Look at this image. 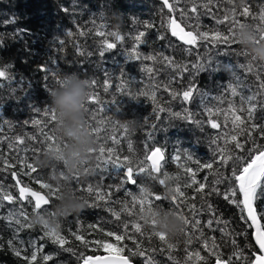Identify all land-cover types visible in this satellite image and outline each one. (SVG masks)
<instances>
[{"label": "trees", "instance_id": "trees-1", "mask_svg": "<svg viewBox=\"0 0 264 264\" xmlns=\"http://www.w3.org/2000/svg\"><path fill=\"white\" fill-rule=\"evenodd\" d=\"M172 3V0H169ZM251 6V12L259 15L261 7H264V0H243ZM237 12L240 11L241 0H235ZM239 5V6H237ZM183 8L184 4L181 3ZM232 5L224 0L218 7H212V14L216 17H223L227 12L231 15ZM199 11V9H198ZM103 17V19H101ZM175 18L183 26L180 21L179 12L170 13L166 7L156 0H0V68H7L6 75L0 77V184L3 188L17 197L15 203L3 201L0 203V217H6L10 209H18L23 207L28 214L29 221L35 216L33 208L28 205L27 201L20 204L18 186L12 172L17 173V179L20 180L22 186L28 185L35 191L47 193V189L41 188V185L36 182L37 178H42L44 182L49 183L48 174L50 168L39 167L36 164L37 158H43V153L49 150L47 142L43 141L41 128L44 123L48 122V118L44 116L45 109L50 108L49 90L57 86L58 79L68 73H77L82 78H87L91 82L96 81L92 85L91 93H98L99 99L111 106L113 100L116 101L114 109L110 112L102 114L109 120V126L105 129L102 135H116L119 140L118 144H113L108 141L106 147H115L121 159L124 156H129L133 165L144 161V166L149 165L146 159L149 154L159 147L162 149L165 160L162 163L160 173H154L157 178H163L164 173L173 177H179V180L173 179L166 182V185H160L158 179L148 176L147 173H141L136 176L137 185L122 184V177L111 174L110 172L90 171L85 173V168L94 169V159L82 166V171L79 172V185L73 175L69 181L71 188L77 195L84 197L88 204L79 213H72L58 219L59 231L64 235L68 243L65 248H72V252H67L61 249L58 245L53 244L49 238L40 239L43 234V226L35 224L32 228H25L18 234L15 232V225H10L5 219H0V264H29L23 259L24 255L30 257L33 248L30 246V241H35L37 251V259L32 264H81V253L84 257L104 255L109 253L105 248L97 244H85L75 240L71 236V232L78 231L84 235L85 240L97 241L107 240L116 244L119 247L125 245L123 255H128V249L133 247L131 240L125 239L121 242H116L114 237H106L100 232V227L105 231L113 230L118 234L122 223H129V233L134 234L137 240H143L142 247L149 250L155 249V252L150 254L154 257L157 264H185L187 251L199 250L200 255L208 258L207 264H216V259L211 256L200 243H193L186 246L185 237L181 235L177 238H170V241L176 245L171 251L174 260H169V250L156 237L150 240L146 237H140L139 234L133 233L131 224L139 220V205L132 208L131 196L128 193L138 194L140 187L148 186L151 191L166 195L167 186L176 187L178 184L181 190L185 191L186 197L194 195L193 188H184V184L188 177L184 169L191 167L194 170L197 168L196 161L201 164L209 162L213 155V145L210 140L215 138L224 129V114L229 109L231 103L236 109V115L241 119L246 120L247 112L240 111L241 108H247L248 104H242L241 96L248 97L253 92L258 91L259 80L256 72L259 71V66L264 65V62L254 61V71L247 72L238 67L240 64H247L251 55H243L248 51L242 47L240 43L210 44L208 41L200 42L201 46L194 48L192 55H187L182 49L184 46L177 38L172 37L168 28V21ZM241 23L249 25L261 24L258 19L237 16ZM104 24L106 27L100 29L99 25ZM151 25V27H149ZM228 22L224 24H216L212 16H201V30L218 29L222 33H227ZM117 32L123 37L117 41L115 37H101L98 31ZM188 30V29H186ZM145 32L142 40L146 43H139L135 37L139 32ZM83 33V34H81ZM163 35V40L158 37ZM107 38L109 43H115L116 47L105 51L103 56L100 55L102 41ZM63 41V44L60 42ZM133 49L140 55L141 59H129V55ZM178 49H181L178 51ZM210 55L212 57V66L217 68L215 71H204L196 76L195 83L198 85L201 93H206L204 102H201V96L197 93L193 94L189 102H183L182 96L178 95L175 99L172 97V92L182 93L186 90V84L189 76L185 74L181 80L177 77L176 70L168 66L162 61L163 56L173 58L181 63L195 61L198 57ZM145 56H156L157 59L146 60ZM51 60L53 63L48 64ZM10 66V67H9ZM230 66V67H226ZM46 67H52L58 73L53 76L46 71ZM151 69V72L146 71ZM240 77L248 87L238 88L239 93L232 96L228 85L235 84V77ZM170 77H176L169 83ZM260 79L264 80V74H261ZM107 81V85L106 82ZM110 85V86H109ZM124 86L121 91L120 86ZM108 86V91L104 88ZM167 86V87H166ZM156 91V103L165 109H170L159 114L157 119L153 109L156 103H153L151 96H143L140 93ZM133 96L136 99H133ZM217 97L223 98V103ZM258 97L255 110V122H264V108L259 107ZM205 107L212 108L213 111L217 108L222 109L219 115H213L211 119L220 124L219 129H212L208 120L210 119ZM97 108L95 103H89L88 109L91 113ZM39 109V111H37ZM184 109L194 114V120L201 123L198 125L192 120L183 118H175L171 116V112H181L183 117ZM139 117L141 126L135 131H127L121 127L123 121L130 118ZM148 117L147 122L142 120ZM40 121V124L35 123ZM229 127L231 121L229 120ZM55 122L48 123L44 131L56 137V144L62 146L60 137L55 130ZM155 124L153 129L150 125ZM112 125L115 126V133L112 132ZM95 126V122H93ZM201 127L203 130H201ZM151 133V136L148 134ZM256 144H264V138L253 134ZM23 138L24 143L19 144L16 138ZM34 137V139H33ZM238 139L244 142V148L248 149L251 141H245L243 136ZM11 143V148L9 147ZM131 143V149H129ZM99 145V142H97ZM231 148V145H229ZM24 149H28L25 154ZM180 155V160L175 159L176 155ZM237 154H241L237 150ZM187 155L192 156V160L186 159ZM7 158L13 167L4 170L3 158ZM26 157L28 161L34 162L37 167V173L31 176L24 175L27 172L25 168L21 171L19 161ZM183 165V167H181ZM64 166L60 165L63 170ZM151 171V168L148 169ZM225 171V169H221ZM209 172L208 169H203L197 175V179L202 180ZM213 177L208 175V181L211 182ZM91 184L94 187H101L105 191L113 190L112 201L115 203L110 206L118 212H121L120 220H116L109 211V204L101 201L99 206H91L93 197L84 191H77V188ZM119 187V191H115ZM223 189V185L220 186ZM199 195L196 196V202L199 203ZM49 206L40 209L41 214L45 213V208L49 213H55L56 205L59 200L56 198L50 199ZM213 203L218 207L219 215L230 222V231L243 230L244 235L235 236L237 246L244 251V254L251 258L259 252L257 247L252 243L253 230L250 223L243 222L241 219V210L235 205L220 197H213ZM192 201L189 199L188 203ZM123 203H127L132 210V215L121 211ZM153 207H163L164 209L172 208L170 201L160 200L154 201ZM258 213H264V198L256 202ZM187 215V213L185 212ZM208 217H202L203 221ZM264 223V219H261ZM143 225V221H139ZM88 225H97L93 230ZM215 227V226H214ZM223 227V225H220ZM142 231L149 233L152 231L150 225H143ZM207 236H215L217 243H220L221 232L217 229L213 232L210 229H204ZM15 237V240H14ZM14 240L16 247H20L16 240H23L24 251L21 257H17L8 241ZM163 248V251H161ZM187 248V251H186ZM233 246L223 244L221 246L222 258L220 262H225L231 253ZM75 253V254H73ZM49 255L52 259L44 261L43 257ZM134 264H144V258L131 257ZM188 264H204L203 261H198L195 257Z\"/></svg>", "mask_w": 264, "mask_h": 264}, {"label": "snow or ice", "instance_id": "snow-or-ice-1", "mask_svg": "<svg viewBox=\"0 0 264 264\" xmlns=\"http://www.w3.org/2000/svg\"><path fill=\"white\" fill-rule=\"evenodd\" d=\"M223 2L224 0H172V3H169V0H163V4L167 6L170 13L179 12L180 21H182L183 26H181V23H178L176 19H170L168 21V28L170 29L171 36L178 38V40L183 42V45L186 46L182 50L187 53V55H192L194 48L201 46L200 42L202 41H208L210 44L224 45L239 43L237 38V28L244 27L246 23H241L237 18L238 15L244 17L251 15L253 19H258L261 22V24L250 26L253 27L257 33L254 43L260 44L264 42V7H261L259 15L257 16L251 12V6L241 0L240 11L238 13L235 0H227V3L232 5L231 15L226 12L223 17L214 16L212 14V7H218ZM181 3L184 4L183 8L180 7ZM201 16H212V18L215 19L216 24H224L225 22H228L229 27L227 33H222L218 29L202 31ZM101 19H103V17H101ZM105 27L106 25L104 24L99 25L100 29H104ZM149 27H151V25H149ZM97 34L101 37H115L117 41L123 39V37L117 32L106 33L105 31L101 30L98 31ZM144 36L145 32L141 31L135 37V39L139 43H146V40L141 39ZM158 38L163 40L165 37L161 35ZM0 43H2V41H0ZM60 43L63 44V41ZM102 44L106 47H102L100 52L101 56L105 54V51L114 49L116 47V44L109 43L107 38L102 41ZM180 50L181 49H178V51ZM242 54L245 56L249 55L247 52ZM196 55L198 58L190 64L175 61L173 58L168 56H163L161 58L164 63L176 70L177 77H179L181 80L185 74H188L189 76L188 82L186 84V90H183L182 93H178L176 91L172 92V97L174 99L178 95H181L183 102H189L192 99L193 94L197 93L201 96V102H204V98L207 94L200 92L198 85L195 83L196 76L204 71H215L217 70L218 66L217 68H213L212 57L210 55L201 56L199 53H196ZM129 59L139 60L141 57L135 52V49H133L132 53L129 55ZM143 59L155 61L157 57L145 56ZM254 61H256V58L251 56V59L247 64H240L238 67L244 69L247 72H252L254 71ZM52 63L53 61H48L49 65ZM46 71L51 73L53 76L58 75V73L52 67H46ZM146 71L151 72L152 70L146 69ZM6 72L7 68H0V77H4ZM261 74H264V65L259 66V71L256 72L257 79L259 80L258 91L253 92L246 98L241 96L242 104H248L246 109H240V111L247 112V123L245 120L241 119L240 116L236 115L237 109L230 103L229 109L225 111L224 114V129L215 138L210 140V144L214 146L212 159L209 162H205L203 164H201L199 161H196L197 168L195 170L191 167L184 169L185 174L188 177L184 184V188H193V196L186 197L185 191L181 190L179 184L173 188L174 195L171 198H169L167 195L162 196L152 191H146L144 187L139 188L138 194L128 193V195L131 196L132 208H135L137 205H139L140 213H144L146 211L148 213L153 212L154 201H160L162 199L170 201L171 207L175 208L176 212L181 214L185 220L186 227L182 235L185 237L186 246H190L194 242L202 244L203 248L206 249L211 256L215 257L216 264H220L222 258L221 246L225 243L233 246V252L229 256L227 264H264V223H261V219H264V213L258 214L256 208V202L259 199L264 198V144H256L253 135L255 133L256 136L264 138V122H255V110L257 104L252 103L253 101H257L258 97H261L262 99L259 101V107L264 108V80L260 79ZM175 78L176 77H170L169 83H171ZM235 80V84L230 83L228 85V89L230 90L232 96L239 94L237 92L238 88L248 87V85H246L240 77H235ZM91 83L94 86L96 81L93 80ZM105 83L107 85V81ZM120 88L121 91L124 90L123 85H121ZM104 91H108V86L104 88ZM149 94L153 103H156V91L152 90V88H150L149 91L140 93V95L143 96H149ZM133 99H136V97L133 96ZM216 99H219L221 103H223L222 97H217ZM89 103H95L97 105V108L90 113L89 128L96 141L99 142V149L98 151H94L96 161L94 169L85 168V173H89L93 170H103L104 172H110L113 175L122 177V184L132 185H137L136 176L141 173H147L148 176L158 179V183L160 185H166L167 181L173 179L179 180V177L170 176L166 172L164 173L163 178H157L154 176V173L161 172L162 165L160 161H162L164 157V153L159 147L155 148L151 155L146 157L147 160L151 161V164L147 166H144V161H140L138 164L133 165V161L129 156H124L121 159L115 147H106L109 140H111L113 144L119 143L117 136L114 134L102 135V133L105 132V129L109 126L108 118L102 114L113 110H118L114 109L113 107L116 105V101L113 100L110 106L108 103L100 101L98 93H91L87 101V104ZM37 111H39V109H37ZM43 111L44 116L48 118V122L44 123L43 127L41 128V134L43 136L42 142H47V146L49 150H51L52 145L56 144V137L49 134V132L44 131V129L47 128L48 123H56V112L51 107ZM165 111L170 112V109H165L158 103H156V107L153 109V113L156 114L157 119L159 118V114ZM205 111L208 113L210 118L208 120L210 127L212 129H219L221 127L220 124L211 119V117L213 115H219L223 110L217 108L214 112L212 108L205 107ZM171 116L175 118L192 120L198 125L201 123L198 120H194V114L189 112L187 109H184L183 117L181 112H171ZM142 120L147 122L148 117H144ZM229 120L231 121V127H229ZM93 122H95V126H93ZM35 123L40 124L41 122L36 121ZM150 127L154 129L156 125L152 124ZM123 128L125 131H127V128ZM201 130H203L202 127ZM115 131V126L112 125V132L115 133ZM148 135L151 136V133ZM240 136H243L245 141L252 142L248 149H245L244 142L238 139ZM16 140L19 144L24 143L23 138L18 137ZM229 145H231V148ZM11 146L12 145L10 143L9 147L11 148ZM128 146L129 149H131V143H129ZM56 148L59 150V145H57ZM237 150H239L241 154H237ZM23 151L26 154L28 149H24ZM175 159L179 161L180 155H176ZM186 159L191 161L192 156L187 155ZM2 162L5 166L4 170L14 166V164L10 163L6 157L3 158ZM14 163L20 164L22 172L25 168L27 169V172H23L24 175L31 176L33 173H37L38 171L35 163L28 161L26 157L21 158L19 161H15ZM181 167H183V165H181ZM149 168H151V171H148ZM203 169H208V174L205 175L202 180L197 179L198 173ZM221 169H225V171H221ZM208 175L213 177L211 182L208 181ZM12 176L15 178L17 173L12 172ZM78 177L79 172L73 174V178L77 180V184L79 185ZM36 182L41 185V188L47 189L46 195L41 194L39 191H34L28 185L21 186L18 189L20 204L23 205V203L27 201L28 205L33 208L34 214L40 215L43 218V223L41 225L43 226L44 231L40 239L45 237L49 238L53 244L58 245L64 251L72 252V248L64 247V245L68 243V240L60 233L59 226L50 227L48 220L45 219V215L41 214L40 212L42 205H49L51 198H60L59 188L44 182L42 178H37ZM20 183V180H16L17 185ZM221 185H223V189H221ZM114 190L119 191L120 189L117 187ZM77 191H84L92 196L93 203L91 206L93 207L99 206V202L101 201L109 204L108 210L112 212V215L116 220H120L121 212L115 211L110 206L111 204L115 203V201H112L111 199L113 190L105 191L101 187H94L93 185L88 184L83 188L78 187ZM197 195L200 197L199 203L196 202ZM213 197H220L232 205H235L241 210L242 221L250 223L254 226V237L252 243L255 246H258L257 250L260 253L259 255H254L249 258L244 254V251L237 246L234 237L242 236L244 235V232L243 230H229L231 226L230 222L225 221L219 215L218 207L212 201ZM189 199L192 201L191 203H188ZM3 201L15 203L17 201V197L6 191L3 188V185L0 184V203ZM87 204L88 201L86 200V205ZM44 211L48 215V218L55 217V213H49L46 208ZM121 211L127 213L128 215H132V210L129 208L127 203H123ZM205 215H207L208 218L204 220L202 224L201 218ZM0 219H5L10 225L14 224L15 232L17 234L21 230L25 228H32L35 225L33 221H29L28 214L23 207L18 209H10L8 215L6 217H0ZM139 221H143V225H150L152 231L149 233L142 231L143 225ZM156 225L157 222L154 217L152 219H145L141 216L139 217V220L132 222L131 228L133 233L139 234L140 237H146L149 240L153 236L158 238L169 250V260H174V257L171 255V251L176 247V245L170 241L169 237L165 233L156 230ZM220 225H223V227H220ZM88 227L95 230L98 226L88 225ZM205 228L210 229L213 232L219 229L221 232L220 243H217V239L214 235L207 236L204 231ZM128 229L129 223L127 222L122 223L119 234L113 230L105 231L103 227H100L99 229L100 232L106 237H114L116 242H121L125 239L131 240L133 247L128 249V255H123L126 247L123 244L117 247L116 244L108 242L107 240H85L84 235L79 234L78 231L71 232V236L74 237L75 240L85 244V246L94 243L105 248L109 252L108 257L103 259L93 258L92 256L84 257L81 253L80 259L82 260V264H133L131 257L137 256L144 258V264H157L154 257L150 254L156 250H149L146 247H142L143 240H137L134 234L129 233ZM14 240H9L8 244L10 247H12L14 254L17 257H21L22 252L24 251L25 242L23 240H16L15 242L20 245V247H16ZM29 244L33 248V251L31 252L30 257L28 255H24L23 259L27 260L29 264H32V262L36 261L37 259L38 249L36 248L35 241H30ZM0 247H2V245H0ZM161 251H163V248H161ZM193 257H195L198 261H203L204 264H207L208 262V258L200 255L199 250H196L194 252L187 251L185 264H188V261H191ZM50 259H52V257L49 255L43 257L44 261H48ZM176 264H179V262H176Z\"/></svg>", "mask_w": 264, "mask_h": 264}, {"label": "clouds", "instance_id": "clouds-1", "mask_svg": "<svg viewBox=\"0 0 264 264\" xmlns=\"http://www.w3.org/2000/svg\"><path fill=\"white\" fill-rule=\"evenodd\" d=\"M239 6V5H237ZM257 33L250 25L237 28L239 43L256 60L264 62V42L254 43ZM92 91V83L87 78H82L77 73H68L58 79L57 86L49 90L50 106L56 112L55 130L60 137L62 146L43 153V158H37L39 167H48L49 184L59 188L60 198L56 205L55 217L47 218L50 227H57L58 219L72 213H79L86 207V199L76 194L69 181L74 173L81 172L82 166L94 159V151L99 145L89 128L90 112L88 98ZM130 131H135L141 126L140 118H130L121 124ZM63 165V170L60 169ZM146 191H151L148 186ZM166 195H174L173 187L166 188ZM145 219L155 218L156 230L165 233L170 238L180 237L185 230V220L181 214L163 207L154 208L153 212L139 213ZM34 224H42L40 215L33 217Z\"/></svg>", "mask_w": 264, "mask_h": 264}, {"label": "water", "instance_id": "water-1", "mask_svg": "<svg viewBox=\"0 0 264 264\" xmlns=\"http://www.w3.org/2000/svg\"><path fill=\"white\" fill-rule=\"evenodd\" d=\"M156 1H158V2H161L162 4H163V0H156ZM170 3V2H169ZM164 5V4H163ZM165 6V5H164ZM166 7V9L168 10V8H167V6H165ZM173 19H175V18H173ZM178 22V21H177ZM179 23V22H178ZM182 26V25H181ZM177 40H178V38H177ZM179 41V40H178ZM180 43H182L183 44V42H181V41H179ZM154 151V150H153ZM152 151V152H153ZM151 152V153H152ZM151 153L149 154V155H151ZM164 160H165V155H164V157H163V160L162 161H160V163H161V165H162V163L164 162ZM149 161V160H148ZM149 163L151 164V161H149ZM15 179V181L16 180H18L17 179V177H15L14 178ZM18 186V189H19V187H21L22 185L21 184H19V185H17ZM35 191V190H34ZM18 192H19V190H18ZM40 192V191H39ZM41 194H44V195H46V193H44V192H41ZM51 204V201H50V203H49V205ZM49 205H42V207L41 208H43V207H46V206H49ZM257 208V207H256ZM259 214V213H258ZM261 223H262V221H261ZM251 227H252V230H253V237H254V226L253 225H251ZM256 247H258V246H256ZM259 252V251H258ZM260 254V253H259ZM258 254V255H259ZM108 255L109 254H105V255H96V256H92L93 258H107L108 257ZM82 264V263H81ZM133 264H134V262H133ZM220 264H226L225 262H220Z\"/></svg>", "mask_w": 264, "mask_h": 264}]
</instances>
